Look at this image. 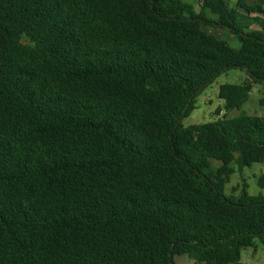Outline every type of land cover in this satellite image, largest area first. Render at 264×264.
Returning <instances> with one entry per match:
<instances>
[{
	"label": "trees",
	"instance_id": "trees-1",
	"mask_svg": "<svg viewBox=\"0 0 264 264\" xmlns=\"http://www.w3.org/2000/svg\"><path fill=\"white\" fill-rule=\"evenodd\" d=\"M199 4L0 0V264H245L264 246V195H225L264 164V115L180 122L228 70L248 80L220 87L226 112L264 83V0Z\"/></svg>",
	"mask_w": 264,
	"mask_h": 264
},
{
	"label": "rangeland",
	"instance_id": "rangeland-1",
	"mask_svg": "<svg viewBox=\"0 0 264 264\" xmlns=\"http://www.w3.org/2000/svg\"><path fill=\"white\" fill-rule=\"evenodd\" d=\"M192 3L197 11H200V0H185ZM199 1V2H198ZM236 3L238 0H231ZM209 19H214V16L208 14ZM210 31L216 36L223 37L230 42L232 37L226 30L213 25ZM233 46H237L236 42H232ZM248 80V74L242 69L228 70L213 80L207 87H205L195 102V109L191 115L185 118L182 123L185 127L195 124L208 123L216 121L223 117L226 113L229 117L238 116L241 112L248 115H264V83L255 84L250 100L243 106L241 110H234L226 112L225 101L219 97L220 87L224 84H243ZM219 112V114H218ZM220 162L212 160L213 168H218ZM236 172L230 176L229 182L225 187L226 196L238 197L244 186L251 195H264V189L258 185L259 176L264 173V164H253L251 167H245L238 170L234 167ZM176 264H194V261L188 256H177L175 258ZM241 261L245 264H264V246L255 242L253 247L246 248L242 251Z\"/></svg>",
	"mask_w": 264,
	"mask_h": 264
},
{
	"label": "water",
	"instance_id": "water-1",
	"mask_svg": "<svg viewBox=\"0 0 264 264\" xmlns=\"http://www.w3.org/2000/svg\"><path fill=\"white\" fill-rule=\"evenodd\" d=\"M209 84H210V82H209L205 87H207ZM205 87H203L202 90H203ZM191 101H192V99H191ZM188 108H189V106L187 107V109H188ZM185 115H186V110H185V112L183 113V115H182V117H181V119H180V122H182V121L185 119Z\"/></svg>",
	"mask_w": 264,
	"mask_h": 264
}]
</instances>
